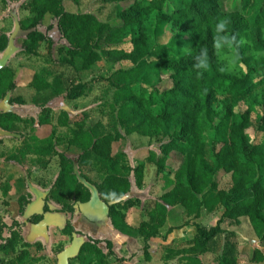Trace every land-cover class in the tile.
I'll return each instance as SVG.
<instances>
[{
  "label": "trees",
  "instance_id": "trees-1",
  "mask_svg": "<svg viewBox=\"0 0 264 264\" xmlns=\"http://www.w3.org/2000/svg\"><path fill=\"white\" fill-rule=\"evenodd\" d=\"M101 1L119 6L130 0ZM79 2L27 3L28 13L17 24L22 34L15 49L35 56L44 46L58 73L49 82L31 72L21 86L18 77L24 68L4 65L0 102L24 106L26 101L14 96L19 87L53 91L76 101L87 95L91 84L100 82L111 92L108 122L105 125L102 117L84 112L70 123L66 108L59 113L57 125L46 106L38 118L29 120L0 110L1 131L10 133L17 124L31 127L13 160L33 156L32 163L45 168L57 158L59 175L46 202L52 200L60 205L58 212L74 215L75 207L82 211L81 206L92 202L94 190L113 228L135 233L143 241L146 261L151 259L152 239L165 241L175 230L193 227L196 233L191 240L162 246L165 264L174 260L203 264L201 257L207 254L214 257V264H264L262 249L222 228L224 223L234 227L247 220L264 244V0H133L126 9L120 8L116 21L108 23L80 11ZM158 27L165 33H159ZM53 32L59 34L58 40L49 36ZM178 42L189 45L180 47ZM9 47V37L0 34V54ZM76 60L81 63L78 68ZM143 65L168 75L171 87L161 92L144 81L139 75ZM106 68L110 75L101 77ZM87 76L92 77L90 82L85 81ZM58 127L64 132L58 133ZM133 135L160 140V155L149 151L133 167L122 148ZM149 164L156 165L164 192L159 199L147 201L146 219L141 221L138 214L126 213L141 205L132 192L134 186L143 187ZM226 176L231 185L222 190L220 182ZM9 189L8 184L2 186L5 193ZM46 202L44 214L51 211ZM18 203L23 214L28 200L22 196ZM218 209L223 213L215 226L197 223L204 211L213 214ZM172 212L179 214L180 223L164 234ZM44 214H35L28 222L38 225ZM5 227L0 225V239ZM19 227L15 222L11 231ZM76 233L68 222L63 234ZM22 242L21 232L13 230L0 244V253L20 246L26 249ZM100 243L75 242L78 263L123 262L116 258L110 263L112 243H106L108 254ZM245 249H249L248 263L241 260ZM23 251L12 264L22 260L25 264L29 254Z\"/></svg>",
  "mask_w": 264,
  "mask_h": 264
},
{
  "label": "rangeland",
  "instance_id": "rangeland-1",
  "mask_svg": "<svg viewBox=\"0 0 264 264\" xmlns=\"http://www.w3.org/2000/svg\"><path fill=\"white\" fill-rule=\"evenodd\" d=\"M30 0H0V34H5L10 39V50L9 49L0 54V61L4 58L7 59L5 65H8L14 69L18 67H23L24 69L20 70V77H18V83L22 86L24 85L29 79L31 72H37L45 77L49 82H52L56 74L58 73V69L55 65L48 59L46 56L45 47L42 46L38 48V54L35 56H28L19 52V49H15V44L20 43L21 41V32L18 30L17 24L21 19H23L27 15V3ZM133 0H130L127 3L117 5V4H104L101 0H80L79 8L80 11L83 13H90L95 15L100 21L104 23L114 22L118 14L120 13L121 9H126L131 5ZM69 8V7H68ZM151 24H148L150 26ZM159 33H165V28H157ZM157 30V31H158ZM51 36L54 40L59 39V34L56 32L51 33ZM16 40V41H15ZM14 43V46L12 44ZM15 41V42H14ZM163 43L167 42L166 38L161 40ZM180 47L188 46V42H178ZM184 50H179L177 53L181 55ZM76 67H80V61H75ZM130 65H127L126 68H129ZM151 68V69H150ZM152 67H148L143 65L141 67L139 75L143 78L144 81L150 84H155L156 87L161 91L164 92L171 87V80L169 79L168 75L164 73H158L152 71ZM109 68L104 69L101 73V77L109 76ZM92 77L87 76L85 77V81L90 82ZM14 96H21L25 101L26 104L24 106H8L2 102H0V110L7 111V110H16L24 119L29 120L31 117L38 118L39 114L42 111V106H46L50 109L51 115L54 118V125L56 124V120L59 116V113L66 108L69 111V120L70 123H73L77 119L82 117L84 112L89 113L93 117L103 119L104 124L106 125L108 122V116L106 114L108 107L106 105L110 101L111 92L106 87L105 83H93L89 86L87 91V95L79 100L76 101H69L64 97V94L57 95L53 91H45V92H35L28 88L19 87L17 91H15ZM157 110V109H155ZM103 112V113H102ZM16 128V127H15ZM18 129H15L16 132L15 137H3L0 139V159L6 154H10L11 151H15L18 146L22 145L23 139L26 138L31 133V127L29 125L18 124ZM58 133L64 132L63 129L57 128ZM22 132V133H20ZM16 135L18 138H16ZM26 136V137H25ZM160 140L156 139H148L139 137L137 135H133L128 137L122 145L124 152L126 153L130 164L135 167L140 161H144L149 154V151H153L160 155ZM13 146V149L9 151V148ZM59 151L63 150V147H58ZM9 152V153H8ZM6 153V154H3ZM1 154L3 156H1ZM55 165L58 166V159H53ZM56 171V169H55ZM172 178V177H171ZM3 179H0V196L2 193L1 190V183ZM231 185V180L229 176L222 178L220 182V189L228 190ZM139 190H143L141 195V205L136 206L129 211H127V215L131 212H138L140 216L145 217L144 212V205L149 200L148 198L153 197L155 199H159V197L164 192V182L161 179V176L157 175V168L155 164H149L146 168L145 179L143 183V187L141 189L133 187L132 196H136V192ZM135 194V195H134ZM1 198V197H0ZM1 200V199H0ZM52 201V200H51ZM53 202V201H52ZM3 204L0 202V223L4 220L7 224H11L15 218L18 216V207L15 205L11 209H4ZM4 212V213H3ZM28 216H33L35 214H42L41 209H28ZM56 215L57 212H53ZM82 211L76 210V213L70 217L69 215L59 214L58 217L54 219V228H50V224L47 221H43L39 225L29 226V224H24V228L22 229V234L24 236V242L30 244L29 251L31 252V259L26 261L25 264H58V255L64 251L72 247L75 242H83L86 240V235H92L94 237L102 238V243L99 245L102 250L108 254V250L106 247L107 235L103 234V232L89 231L82 229V220L83 216L80 214ZM223 213V209H218L213 214H207L205 211L202 213L201 218L197 221V223L204 225L206 227L215 226L220 219ZM58 214V213H57ZM170 218V222L167 227L163 230L165 234L166 230L170 226L178 225L180 217L179 214L176 212H172ZM17 219V218H16ZM71 220V224L76 228V230L80 231L74 234L73 241L69 236L63 235V227L66 225L67 220ZM27 221V220H26ZM104 223L106 225H111L109 219H104ZM108 227V226H107ZM189 229H185V231L175 230L179 233L175 236L174 232L171 234V240L173 245H178L179 241H183L186 239L193 238L196 231L193 227H188ZM222 228L228 231H235L240 234L246 241L255 247H258L264 251V244L260 241V239L255 235L250 223L247 220H241L239 226L230 227L227 223L222 224ZM115 229V228H113ZM83 230V231H81ZM104 230V228H103ZM116 230V229H115ZM8 233V232H7ZM88 237V236H87ZM131 239H127L126 242L129 244V247L123 248L125 251L123 254L128 256V258H123V262L120 264H165L163 252L159 245L153 246V254L151 255L150 250L152 248L150 246V256L152 259L150 261H146L144 257V249H143V241L134 233L129 234ZM169 237V236H168ZM167 237V239H168ZM170 238V237H169ZM157 239V238H156ZM162 238H159V241ZM166 239V240H167ZM165 240V242H166ZM75 241V242H74ZM116 241V239H115ZM158 241V242H159ZM120 241L117 240V244ZM125 242V243H126ZM150 244V243H149ZM1 257V256H0ZM154 258V259H153ZM214 257L210 254L201 257L203 264H214L213 262ZM108 260L110 263L115 262L114 256H109ZM243 262H247L250 260L249 256V249H245L243 252V256L241 257ZM72 264H77L76 261H73ZM167 264H179L177 260L170 261ZM250 264V263H249Z\"/></svg>",
  "mask_w": 264,
  "mask_h": 264
},
{
  "label": "crops",
  "instance_id": "crops-1",
  "mask_svg": "<svg viewBox=\"0 0 264 264\" xmlns=\"http://www.w3.org/2000/svg\"><path fill=\"white\" fill-rule=\"evenodd\" d=\"M7 111H10V110H7ZM11 111L19 114L16 110H11ZM17 127H18V124L14 126V129L10 133L3 132L0 130V139L3 137H10V136L15 137L14 133L16 132L15 129H18ZM20 133H22V132H20ZM16 138H18L17 135H16ZM19 147L20 146H18V148ZM18 148H16L15 151H11L10 154L3 153V154H6V156H4L0 159V179H3L1 181V183L9 182L10 187H11L7 196H2V193H1L0 202L3 204L2 206L4 209H11L15 205H17V200L20 196L28 195V198H27L28 205L24 209L23 216L19 217V220L22 223H25L26 220L29 218L28 213H27L29 208L41 209L43 207L44 198L46 197V194L51 189V187L53 186V184L55 183V181L59 175V166L55 165V162L52 159V160L48 161V165L45 168H42L41 166H38V165L32 163V160H34L35 158L34 157L30 158L31 156H28L29 157L28 160L27 159H25V160L20 159L21 161L17 162V163L10 161V159L13 160V156L15 155ZM12 149H13V146H11V148H9V151ZM1 156H3V155L1 154ZM55 169H56V171H55ZM142 191L143 190H139L138 192H136V196L140 200H142V197H141V195H143ZM148 199H155V198L150 197ZM49 204H50V207L52 209L56 210V209L60 208L56 203H54L52 201H50ZM75 208L77 209V207H75ZM59 214L60 213H58L56 215H53V214L46 215L45 220L50 224L51 229L55 227L54 219H55V217H58ZM80 214L83 217L87 218V220H88V223L86 222V220L84 221L85 222L84 226H86L87 230H89V231L93 230L95 233L103 232V234H105V235H107V237H109V240L113 244V247H114L113 250H114V253L116 254V258H119V259H123V258L127 259L128 258V256H125L123 254L125 252V251H123V248L125 249V248L129 247V244L126 242V240L127 239L130 240L131 237H129L128 233L124 234L118 230L111 228V226L109 224L106 225L104 222H102V224H100V221H104V220H102L104 218V215H102V207L100 206L99 202L93 203L89 213L82 212ZM131 214H138L141 221L144 220V216H140V214L136 211L131 212L128 216H130ZM92 222H95V223L99 222V225L95 224L92 226V224H91ZM29 226L30 225H27V227H29ZM103 228H104V230H103ZM185 229H189V228L188 227L184 228L181 231H183V230L185 231ZM178 233H179L178 231H175L174 234H172V236L173 235L175 236ZM169 237L166 240V242L163 239H160V241H159V238L152 239L150 241V246L152 248V251L150 250L151 255L154 253L153 252V246L160 244L161 245L160 248H162V246H164V245L172 244L171 235H169ZM100 239H102V238H100ZM115 239H116V241H115ZM191 239L192 238L186 239L183 241H179L178 244L183 243V242L188 241V240H191ZM117 240L120 241L119 244L116 243ZM151 259H152V256H151ZM125 264H128V262Z\"/></svg>",
  "mask_w": 264,
  "mask_h": 264
},
{
  "label": "flooded vegetation",
  "instance_id": "flooded-vegetation-1",
  "mask_svg": "<svg viewBox=\"0 0 264 264\" xmlns=\"http://www.w3.org/2000/svg\"><path fill=\"white\" fill-rule=\"evenodd\" d=\"M31 131V130H30ZM31 134V133H30ZM29 134V135H30ZM26 137V136H25ZM21 147V146H20ZM19 147V148H20ZM19 148L17 149V150H19ZM33 156H31L30 158H32ZM28 156L26 157V159L28 160ZM35 158V157H34ZM36 159V158H35ZM34 159V160H35ZM55 159V158H54ZM21 160H23V159H21ZM21 160H19V161H15V160H11L10 159V161H12V162H15V163H17V162H20ZM2 175V174H1ZM5 184H8L9 186H10V184H9V182H5V183H3L2 185H1V190H2V186L3 185H5ZM11 188V187H10ZM10 191V189L9 190H7V192L5 193V192H3V190H2V196H7L8 195V192ZM4 193V194H3ZM48 193H49V191H48ZM47 193V194H48ZM6 194V195H5ZM47 194H46V197L44 198V203H43V207H42V212H43V208H44V205H45V202H46V199H47ZM22 196H25L26 198H28V195H22ZM22 196H20V197H22ZM20 197L18 198V200H17V207H18V216L15 218V220L9 225V224H7L6 222H4V220L0 223V225L1 224H4L6 227L3 229V231H2V239H0V244H3L4 243V240H6L7 238H9L10 236H11V232L13 231V230H19L20 232H21V236H22V243H24V244H27V247H26V249H24L23 247H18V249L16 250V251H14V252H10V253H8V252H1L0 253V264H12V263H14V262H16V257L19 255V254H22L24 251L23 250H27V252H28V254H29V257H28V259H27V261L28 260H30L31 259V252L29 251V247H30V244L29 243H27V242H24V236H23V234H22V229L24 228L23 226H24V224H29V225H31V226H34L33 224H31V223H29L28 222V220L31 218V216L27 219V221L25 222V223H22L20 220H19V217H22L23 216V214H24V212H23V214H20V211H19V209H20V206H19V199H20ZM49 202L50 201H47L46 203H47V205H48V207L50 208V212H48V213H45L44 214V212L42 213V214H44V220L43 221H46L45 219H46V215H50V214H55V213H53V212H57V213H60V214H65V215H69L70 217H72L73 215H71V214H69V213H61V212H58V210L61 208L60 207V205H58L60 208L59 209H52L51 207H50V204H49ZM54 202V201H53ZM55 203V202H54ZM76 210H78V209H76ZM56 213V214H57ZM76 213V212H75ZM74 213V214H75ZM102 215H104V218L102 219V220H104V219H107L106 217H105V213L102 211ZM83 219L84 220H82V229L85 231V230H87V228H86V226H84V221L86 220V222L88 223V220H87V218H85V217H83ZM42 221V222H43ZM18 223L19 224V228L17 229V228H14L12 231H11V227H12V225H13V223ZM41 222V223H42ZM68 222L71 224L72 222H71V220L69 219V220H67L66 221V225L68 224ZM102 222H104V221H100V224H102ZM92 224V226L93 225H95V224H98L99 225V222H97V223H95V222H92L91 223ZM39 225V224H38ZM66 225L63 227V230H64V228L66 227ZM72 225V224H71ZM73 226V225H72ZM74 227V226H73ZM75 228V227H74ZM76 229V228H75ZM63 230H62V232H63ZM83 230H81V231H83ZM78 231V230H77ZM93 231V230H92ZM8 232V233H7ZM78 232H80V231H78ZM85 234V236H86V240H84V241H90V240H100L101 241V243H102V239H100V238H96V237H94V236H90V235H86V233H84ZM64 235V234H63ZM66 236H68V235H66ZM88 236V237H87ZM71 239H72V241H73V239H74V235L71 237V236H69ZM107 241H109V242H111L110 240H109V238L107 239ZM100 243V244H101ZM105 243H107V242H105ZM112 243V242H111ZM112 247H113V244H112ZM114 248V247H113ZM102 249V248H101ZM112 251H113V253H114V250L112 249ZM63 252V251H62ZM104 252V251H103ZM105 253V252H104ZM106 254V253H105ZM78 255V254H77ZM76 255V256H77ZM76 256H74V257H72V258H70V260H69V264H72V262L73 261H76L77 262V264H79L78 263V261L76 260ZM114 257H115V259H116V254L114 253V255H113ZM109 261V260H108ZM17 263L18 264H24V260H22V261H17ZM26 263V262H25ZM112 263H114V262H112Z\"/></svg>",
  "mask_w": 264,
  "mask_h": 264
},
{
  "label": "water",
  "instance_id": "water-1",
  "mask_svg": "<svg viewBox=\"0 0 264 264\" xmlns=\"http://www.w3.org/2000/svg\"><path fill=\"white\" fill-rule=\"evenodd\" d=\"M9 51L11 52V50H9ZM6 61H7V59L4 56V58L0 61V68L5 65ZM94 202H99L100 206L103 208V205L100 203L96 192L93 190L92 202L89 203L88 205L81 206L80 208H81L82 212L89 213ZM77 254H78V247L76 245H72V247H70L67 250H64L63 252H61L58 255V264H69L70 258L76 256Z\"/></svg>",
  "mask_w": 264,
  "mask_h": 264
}]
</instances>
